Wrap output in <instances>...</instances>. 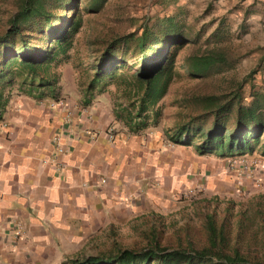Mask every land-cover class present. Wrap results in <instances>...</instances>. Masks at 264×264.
Returning a JSON list of instances; mask_svg holds the SVG:
<instances>
[{
    "label": "crops",
    "instance_id": "1",
    "mask_svg": "<svg viewBox=\"0 0 264 264\" xmlns=\"http://www.w3.org/2000/svg\"><path fill=\"white\" fill-rule=\"evenodd\" d=\"M15 86L0 117V264H74L96 254L100 231L161 211L215 171L214 159L159 129L108 137L109 125L122 126L120 99L33 98Z\"/></svg>",
    "mask_w": 264,
    "mask_h": 264
},
{
    "label": "rangeland",
    "instance_id": "2",
    "mask_svg": "<svg viewBox=\"0 0 264 264\" xmlns=\"http://www.w3.org/2000/svg\"><path fill=\"white\" fill-rule=\"evenodd\" d=\"M15 9L16 0H0V31L6 28ZM77 12L81 24L71 38L70 47L47 71L49 77H55L56 97L69 94L82 97L104 42L114 35H137L139 30L135 23L146 19L150 26L170 17L186 39L177 47L173 75L156 104L159 111L156 119L152 122L149 116L146 118L148 123L136 132L129 131L118 119L122 126L109 125L107 131L110 134L144 133L148 129H159L164 135L171 133L177 124L198 113V97L203 95H225L220 99H226L231 91H238L239 96L233 98V103L238 100L246 104L252 98L262 104L263 72L252 70L258 56L264 54V0H104L97 10L88 9V0H78ZM160 24L158 22L161 28L163 25ZM215 43L224 46L226 64L200 77L189 75L185 71L184 57ZM130 47L131 43L124 58L125 67L130 69L132 66V70L137 62L131 57ZM100 80L101 90L95 89L91 99L107 94L125 103L120 92L115 91L114 80L106 77ZM106 81L108 83L103 85ZM232 117L233 112H230L227 124ZM252 146L250 152L227 158L203 155L205 159H214L212 169L215 171L201 172L198 184L195 183L197 186L177 190L172 202H167L161 211L138 215L140 221L132 226L116 225L108 231H100L91 239L89 248L99 253L116 247L136 249L146 246L151 227L161 245L173 247L178 243L183 246L187 241L200 245L205 239L203 215L214 213L216 221L223 215L227 217L230 243L237 245L248 257L264 263V156L259 154L258 144ZM205 176H214V179L205 181ZM238 218L242 225L235 232Z\"/></svg>",
    "mask_w": 264,
    "mask_h": 264
},
{
    "label": "trees",
    "instance_id": "3",
    "mask_svg": "<svg viewBox=\"0 0 264 264\" xmlns=\"http://www.w3.org/2000/svg\"><path fill=\"white\" fill-rule=\"evenodd\" d=\"M103 2L88 0V9L97 10ZM77 5L78 0H16L15 12L8 18L6 28L0 31V117L7 99L3 91L14 85L16 92L33 98H56L55 77H49L47 71L51 65L58 63L80 27ZM158 22L163 25L161 28ZM158 22L148 26L144 19L135 23L139 30L137 35L127 33L107 39L98 51L97 65L81 97L83 104H87L93 97V91L101 90L100 79L114 80L115 91H119L125 100V103L116 104L114 118L123 121L131 132L146 125L149 116L152 122L158 116L156 104L173 75L177 47L186 42L172 18L166 17ZM130 43L131 57L137 62L132 70V66L130 69L125 67L124 58ZM226 62V50L217 43L184 57L185 71L199 77L212 69H219ZM257 70L263 72L264 78L263 53L258 56L252 72ZM107 83L103 82V85ZM224 96L198 97V113L177 124L173 132H165L167 139L192 146L198 155L225 158L250 152L252 144H258L259 154L264 156V97L262 104L252 98L243 104L238 100L232 102L239 96L238 91H231L229 98L220 99ZM230 112H233V117L228 125ZM241 223L240 218L235 221V232H238ZM202 224L205 239L200 245L189 241L183 246L178 243L173 247L161 245L151 227L146 246L136 249L116 247L81 260L75 259L73 263L264 264L257 258L248 257L237 245L230 243L231 231L226 216L216 221L214 213H205ZM262 253L264 255V241Z\"/></svg>",
    "mask_w": 264,
    "mask_h": 264
},
{
    "label": "built area",
    "instance_id": "4",
    "mask_svg": "<svg viewBox=\"0 0 264 264\" xmlns=\"http://www.w3.org/2000/svg\"><path fill=\"white\" fill-rule=\"evenodd\" d=\"M109 134V136L108 137H111V134L110 133H108Z\"/></svg>",
    "mask_w": 264,
    "mask_h": 264
}]
</instances>
